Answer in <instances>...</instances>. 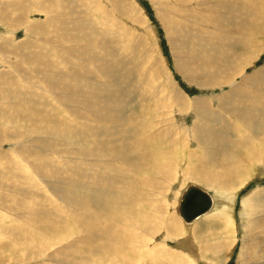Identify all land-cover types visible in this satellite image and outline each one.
<instances>
[{
    "label": "rangeland",
    "instance_id": "374dc122",
    "mask_svg": "<svg viewBox=\"0 0 264 264\" xmlns=\"http://www.w3.org/2000/svg\"><path fill=\"white\" fill-rule=\"evenodd\" d=\"M59 1L0 0L2 6L13 4L4 15L6 18L0 20V264H102L97 262L96 258L99 257L107 259L104 264L111 260L116 264L117 259V264H121L122 258V263L126 264H153L151 261L161 253L164 258L159 255L158 259H169L168 263L178 255L182 264H264V127L262 137L260 133L254 136L247 121L264 122V0H75L70 6L67 0H63L64 3ZM41 3H44L43 6ZM64 4L67 6L65 10L62 8ZM54 17L56 20L52 22L51 18ZM238 34H242V38ZM237 41L241 44L237 45ZM224 44L225 47L222 46ZM68 48L71 49L67 51ZM106 64H110L107 70ZM52 65L53 68H50ZM186 65H189L187 69ZM58 66L61 74L56 73ZM70 71L75 72L71 77ZM130 80L142 88L143 95L133 93L136 86L132 88L128 82ZM14 83L10 88V84ZM113 86L132 92L125 100L126 105L132 108L128 111L140 115L144 111L142 118H136L132 123V116H127L130 122L127 128L131 127L142 135L139 139L136 137L138 135L135 136V144L141 141L138 147L144 146L145 142L149 146L140 148V151H146L145 158L148 154L146 159L150 158L153 163L158 159L152 169V162L144 159L140 169L145 168V171L139 169L137 173L140 175L135 173L137 180L145 184L138 188V191H142L134 197L135 200L141 197L137 201L126 197L131 189L124 188L123 182L114 189L116 186L111 188L112 183L106 181L107 178L114 181L117 177L114 173V177L109 175L106 166H125L122 161L121 165L119 161L106 164V149L112 142L108 140L111 136L106 129L109 127L108 131L111 132L119 126L112 123L108 126L106 122V87L114 101L118 96V87L114 89ZM68 88L75 89L79 94L72 92L73 96L70 92L69 95ZM156 103L158 109L153 108ZM195 104L201 108H196ZM153 114L158 120L152 119ZM203 114L199 127L201 134L213 127V133H217L211 135L210 143L223 145L222 135L232 142V148L226 151L225 157L219 159L216 155L213 159L218 164L221 162L220 166H231L233 174L225 172L226 169H214L212 166L215 164L203 154L205 148H200L201 140L200 144L195 140L194 132L199 133L198 126ZM154 125L159 126L156 129ZM150 130L154 132L150 134ZM153 134L166 144H162L164 141L159 144L158 140L152 138ZM117 135V138L120 137V134ZM249 139H252L251 143ZM136 140L139 142L136 143ZM121 142L111 147V159L115 156L113 153L117 152L114 147L119 149ZM135 153L132 152L136 158L139 155ZM251 156L253 163L250 162ZM190 159L193 162L190 163ZM167 171L172 174L168 172V175ZM205 171L215 178L221 177V182L218 181L220 183L217 182L212 188L202 184ZM199 172L202 173L201 177ZM221 175L226 176V180ZM221 183L227 189H222ZM190 184H196L208 192L214 198L215 205L210 214L187 225L179 217L177 208L182 193ZM85 186L89 190L93 186L91 189L95 191H87L89 197L101 195L104 204L115 201L117 212L113 209V213L118 215L110 211L107 225L104 204L100 208L80 204L79 211H88L84 219L90 223L89 230L73 228L67 217L64 219L69 221L66 223H70L68 226L71 228L63 227L66 231L58 229L56 233L47 230L54 225V229L59 226L58 217L72 213L70 198L64 193L76 191L75 194H83L81 189ZM120 188H124L123 192ZM115 190L120 193H115ZM116 200L118 203L121 201L119 205ZM246 200L253 201L250 204L256 207L262 202L263 207L260 206L259 210L258 206L253 211L250 206L251 213L244 205ZM138 201L145 205L144 209ZM212 215L219 216L216 221L218 225L195 229ZM111 216L123 220L117 223L118 230L122 227L121 233L125 230L130 236H126L125 240H128L124 244L118 245L114 234L111 240L107 239L108 232L105 230L110 225L108 218ZM221 219L224 221L221 222ZM258 220L262 221L261 224ZM105 223L106 227L103 228ZM210 229L218 235H211ZM69 232L72 233L69 235ZM102 234L105 238L101 239V243ZM89 236H92V240ZM146 236L153 241L145 240ZM127 242L129 244L126 245ZM104 243L107 247L101 246ZM224 243H227L224 251L215 249ZM97 244L101 248H96L99 251L93 247ZM69 245L71 248L66 249ZM204 245H208L207 248ZM81 247L85 248L82 250ZM103 247L113 249L108 250L110 255L103 252L107 250ZM152 249H156L155 253H152ZM89 254H92L91 258ZM147 255H154L150 257L153 259ZM257 257V262L252 260Z\"/></svg>",
    "mask_w": 264,
    "mask_h": 264
},
{
    "label": "bare ground",
    "instance_id": "6f19581e",
    "mask_svg": "<svg viewBox=\"0 0 264 264\" xmlns=\"http://www.w3.org/2000/svg\"><path fill=\"white\" fill-rule=\"evenodd\" d=\"M54 1V0H53ZM72 1H75V0H67V5H72ZM33 2V1H32ZM47 2H49V1H47ZM52 2V1H51ZM59 2H63V0H60ZM121 2V1H120ZM206 2V4H207V1H205ZM204 2V3H205ZM60 3V4H61ZM64 3V2H63ZM36 4V3H35ZM43 4L44 3H41V5L43 6ZM46 4V3H45ZM50 4V3H49ZM117 4V3H116ZM115 4V5H116ZM40 5V6H41ZM51 5V4H50ZM54 5V4H53ZM66 4H64V5H62V8H64L63 10H65V7H67V6H65ZM10 6H13V4L11 5V4H5V6L3 5H0V20H1V18H6V16H4V15H6V13H8V10H9V7ZM36 6V5H35ZM39 7V6H38ZM201 7H203V6H201ZM44 9H46V7L44 8ZM49 9V8H48ZM17 11H18V9H17ZM27 11H29V9L27 10ZM67 11H69V9L67 10ZM64 12V11H63ZM47 13V12H46ZM212 14H213V12H212ZM60 15V14H59ZM8 16V15H7ZM48 16V15H47ZM52 16V15H51ZM217 16V15H216ZM73 17V16H72ZM220 17H222V16H220ZM65 18V17H64ZM214 18H216V17H214ZM213 18V19H214ZM8 19V18H7ZM58 19V18H57ZM59 19H61V18H59ZM218 19V18H217ZM56 20V18L54 17V18H51V21L52 22H54ZM67 20V19H66ZM49 21V20H48ZM60 21V20H59ZM75 21V20H74ZM78 21V20H77ZM215 21V20H214ZM217 21V20H216ZM1 22H3V21H1ZM79 22V21H78ZM81 22V21H80ZM59 25V24H58ZM73 26V25H72ZM85 26V25H84ZM59 27V26H58ZM61 27V26H60ZM80 28V27H79ZM263 30H264V28H262ZM81 30V29H80ZM80 30H78L77 32H79L80 33ZM219 30V29H218ZM241 30V29H240ZM256 30H257V28H256ZM60 31V30H59ZM83 30H81V32H82ZM84 31H85V29H84ZM258 31V30H257ZM89 32V31H88ZM87 32V33H88ZM182 32V31H181ZM233 32V31H232ZM231 32V33H232ZM262 32V31H261ZM60 33V32H59ZM230 33V32H229ZM243 33V32H242ZM263 33V32H262ZM83 34V33H82ZM85 34H86V32H85ZM89 34H92V33H89ZM88 34V35H89ZM233 34V36H234V33H232ZM264 34V33H263ZM57 35V34H56ZM238 35H240V34H238ZM242 35V34H241ZM240 35V37L242 38V36ZM55 36V35H54ZM86 36H87V34H86ZM53 37V36H52ZM69 37V36H68ZM103 37V36H102ZM224 37H228V35H225ZM90 38V37H89ZM239 38V37H238ZM46 39V38H45ZM67 39V38H66ZM75 39V38H74ZM51 41V40H50ZM77 42V41H76ZM88 42H90V41H88ZM109 42V41H108ZM236 43H238L237 45H239V44H241V42L239 43L238 41L236 42ZM78 45H79V43H77ZM234 44V43H233ZM80 45H82V43H80ZM86 45H87V43H86ZM59 46V45H58ZM223 47H225L226 46V44H224V45H222ZM230 46V45H229ZM60 48V47H59ZM56 49H57V47H56ZM64 49V48H63ZM66 49V48H65ZM69 49H71V48H68L67 49V51L69 50ZM57 51V50H56ZM64 51V50H63ZM72 51H75V50H72ZM90 52V51H89ZM77 53V52H76ZM92 53V52H91ZM46 54V53H45ZM61 54H63V53H61ZM85 54V53H84ZM91 55V54H90ZM93 55V54H92ZM188 56V55H187ZM26 57V56H25ZM185 57V56H184ZM217 57V56H216ZM70 59V58H69ZM220 60H221V58H219ZM32 60V59H31ZM34 60V59H33ZM61 60V59H60ZM71 60V59H70ZM219 60V61H220ZM47 61V60H46ZM46 61H44L45 63H46ZM93 61V60H92ZM91 61V62H92ZM188 61V60H187ZM106 62H107V60H106ZM188 62H190V61H188ZM92 63H94V62H92ZM91 63V64H92ZM191 63V62H190ZM50 64V63H49ZM189 64V63H188ZM192 64V63H191ZM47 65V64H46ZM46 65H45V67H46ZM54 65V64H53ZM53 65H52V67H50V68H53ZM73 65V64H72ZM48 66V65H47ZM51 66V65H50ZM188 66L189 65H186V69L188 68ZM59 67V66H58ZM57 67V68H58ZM108 67H110V64L108 65V64H106V70H107V68ZM49 67H47V69H48ZM71 68H73V67H71ZM102 68V67H101ZM104 68V67H103ZM60 69V67L58 68V69H55L56 70V73L57 74H59L61 71L59 70ZM112 69V68H111ZM185 69V68H184ZM50 70V69H49ZM53 70V69H52ZM59 72H58V71ZM222 70V69H221ZM46 71H48V70H46ZM71 71H73L72 69H71ZM71 71H70V77H71V74H73L74 75V73L75 72H72L71 73ZM76 72H77V70H76ZM45 74V73H44ZM61 74V73H60ZM3 75V74H2ZM47 75V74H46ZM115 75V74H114ZM118 75V74H117ZM59 76V75H58ZM113 76V75H112ZM133 76V75H132ZM4 77V76H3ZM77 77V76H76ZM116 77V76H115ZM235 77V76H234ZM75 78V77H74ZM134 78V77H133ZM9 80V79H8ZM116 80H117V78H116ZM2 81V83H3V79L1 80ZM7 80H5V82H6ZM13 81V80H12ZM57 81V80H56ZM133 81H134V79H133ZM132 80H130V81H128L130 84H132V88H134V86H136L135 85V83L136 82H133ZM109 82V81H108ZM9 84V82L7 81L6 82V84ZM13 83V82H12ZM48 84V83H47ZM3 85H4V83H3ZM14 86L15 85V83L14 84H10V88H11V86ZM19 85V84H18ZM124 85V84H123ZM257 85V84H256ZM0 86H2V84L0 85ZM5 86V85H4ZM112 86V85H111ZM129 86V85H128ZM114 87V89L115 88H117V97H116V102L113 100V95H111V93H109L108 92V88L106 87V90H107V92H106V106H107V108H106V112H107V115H108V117L106 116V122H107V124H108V126L112 123V124H116V125H119L118 126V129L117 130H115V131H108V129H109V127L106 129L107 130V132H109V134H110V138L108 137V140H110V141H112L111 143H109V147H107V153H106V164H112V163H115V161H119V163H120V161H122V162H124L125 163V166H119L118 168H114V167H112V166H115L114 164L112 165V166H106V168L108 169V174L109 175H112L113 173H114V175L115 176H117L116 177V179L114 178V181H112V180H110V178H107V183H112L111 185H113L111 188H113L114 186H116L114 189H116L117 188V185H119V184H121V182H123L124 183V185L123 184H121V185H123L124 186V188H127V190L129 189H131V192L129 191V193H127L126 194V197L127 198H130L131 197V199L130 200H134V201H137V200H139L141 197H139L138 196V198L139 199H137V200H135V196H137L141 191H138V188H141L140 186H142V185H145V184H143V182H140V181H138L137 180V178L135 177V173H137L138 171H139V169H140V167H141V165H143V164H141L143 161H144V159H146V158H148V154L146 155V158H145V156H144V154H145V152H143V151H140V148L141 147H143V148H146L148 145H146V142L144 143V146H141V147H138L137 145L138 144H140L141 143V141L139 142V141H137L138 139H139V137L140 136H142L139 132V134L138 133H136L135 131H134V129L133 128H131V127H128L127 128V123H130L129 121H128V119H127V116H132L131 117V123L136 119V118H142L141 116L143 115V113H144V111L142 112V115H140V114H137V113H134V111H132V112H130V111H128V109H132V108H130V106H128V105H126V102H125V100H128V97L129 96H131V94L130 93H132V92H129L130 91V89H120V87L119 86H113ZM13 88V87H12ZM15 88V87H14ZM154 88V87H153ZM257 88V87H256ZM1 89H3L2 87H1ZM16 89V88H15ZM14 89V90H15ZM140 90V92H139V90ZM150 89V88H149ZM162 89V88H161ZM13 89L11 90V91H14ZM67 90H69V95H70V92H71V94H72V92L74 93L75 92V89H71V88H68ZM79 90H81V89H79ZM121 90V91H120ZM132 90V89H131ZM157 90V89H156ZM77 91V90H76ZM110 91V90H109ZM118 91H120L119 93H118ZM142 88L140 87V86H136V88H134V92L133 93H135V95L137 94V95H139L140 96V94H142ZM145 91V90H144ZM147 91V90H146ZM151 90H149V92H150ZM154 91V90H153ZM153 91H152V93H153ZM3 92V91H2ZM10 92V91H9ZM68 91H66V93H67ZM80 92V91H79ZM148 92V91H147ZM260 92V91H259ZM12 93V92H11ZM14 93V92H13ZM61 93V92H60ZM83 93V92H82ZM146 93V92H145ZM68 94V93H67ZM75 94H77V92H75ZM79 94V93H78ZM77 94V95H78ZM155 94H158V93H155ZM175 94H177V93H175ZM0 95H2V93L0 94ZM4 95V94H3ZM18 95V94H17ZM73 96H74V94H72ZM143 95V94H142ZM145 95H147V94H145ZM154 95V94H153ZM83 96V95H82ZM157 96V95H156ZM173 96V95H172ZM178 96L181 98V96H180V94H178ZM178 96H176V97H178ZM249 96V95H248ZM144 97V96H143ZM75 98V97H74ZM103 98V97H102ZM142 98V97H141ZM150 98H151V95H150ZM153 98H155V95H154V97ZM159 99V98H158ZM237 99V98H236ZM69 101L71 102V100L69 99ZM87 101V100H86ZM153 101V100H152ZM200 102H204V101H200ZM225 102V101H224ZM258 102V101H257ZM260 102V101H259ZM261 102H262V99H261ZM145 103V102H144ZM147 103V102H146ZM205 103V102H204ZM72 104V103H71ZM131 104V103H130ZM129 104V105H130ZM148 104H150V103H148ZM183 104H185V102L183 103ZM189 104V103H188ZM188 104H187V106H188ZM236 104V103H235ZM73 105V104H72ZM87 105V104H86ZM132 105V104H131ZM156 105H157V103L153 106V108L154 109H158L157 107H156ZM186 105V104H185ZM196 105V104H195ZM92 106V105H91ZM133 107H134V105H133ZM148 107V106H147ZM185 107V106H184ZM189 107V106H188ZM208 107V106H207ZM206 107V108H207ZM99 108V107H98ZM137 108H139V107H137ZM186 108V107H185ZM196 108H201L200 106H198V104L196 105ZM151 109V108H150ZM149 109V110H150ZM112 110H113V113L111 114V112H112ZM148 110V111H149ZM152 110V109H151ZM203 110V109H202ZM205 110V109H204ZM203 110V111H204ZM153 111H155V110H153ZM152 111V112H153ZM200 111V110H199ZM103 112V111H102ZM136 112H137V109H136ZM141 112H139V113H141ZM152 112L150 113L151 115H152ZM206 112V111H205ZM208 112V111H207ZM17 113V112H16ZM104 113V112H103ZM147 113V112H146ZM202 113V112H201ZM24 114V113H23ZM22 114V115H23ZM157 114V113H156ZM156 114H153V120L155 119V120H158L157 118V116H155ZM200 114V113H199ZM211 114V113H210ZM227 114H228V112H227ZM147 114H145V116H146ZM205 114H203V115H201V118H200V122H199V126H198V132L199 133H196V132H194V136H195V140H197L198 142H199V140H201V145L202 146H200V148H201V150H204V148H205V153H203V154H205V157L207 156V159L211 162V163H213V164H215V165H217V166H212L214 169L215 168H218V169H221L222 171H224V169H226V171L225 172H231L232 174H233V172H232V167L231 166H223V165H226V164H223L222 166H220L219 164L221 163V162H219V164L215 161V159H213V157H215L216 155L219 157V159H221V157H225L226 155H227V152L226 151H228V150H230L231 148H232V142L230 141V139H228V140H226L225 139V137L222 135V133H221V135H222V138H223V145H220V146H216V145H214V144H212V143H210L209 142V140H210V138H211V135H217V133L216 134H214L213 133V130H214V127L212 128V129H209L208 131H206V132H204V134H201V132H200V129H199V127H200V124H201V121H202V117L204 116ZM15 116V115H14ZM103 117V116H102ZM147 117H150L149 115L147 116ZM162 117V116H161ZM222 117V116H221ZM66 118V117H65ZM146 118V117H145ZM145 118H143V119H145ZM150 118V119H151ZM148 119V118H147ZM161 119V118H160ZM28 120V119H27ZM152 120V121H153ZM26 121V120H25ZM138 121V120H137ZM142 121V120H141ZM145 121V120H144ZM163 121V120H162ZM248 121V125L250 126V130L252 129L253 131H251V133H253V135L255 136V135H258V133H262L263 132V127H264V122L263 121H260L259 122V120H247ZM143 122V121H142ZM149 122V121H148ZM156 122V121H155ZM21 123V122H20ZM28 123V122H27ZM41 123V122H40ZM140 123V122H139ZM208 123V122H207ZM210 123H212L211 121H210ZM138 124V123H137ZM142 124V123H141ZM140 124V125H141ZM150 124V123H149ZM160 124V123H159ZM196 124H197V121H196V123H195V129H196ZM137 126V125H136ZM145 126H147V125H145ZM155 126V125H154ZM153 126V127H154ZM159 126V125H158ZM158 126H155V128L157 129L158 128ZM1 127V126H0ZM103 127V126H102ZM143 127V126H142ZM141 127V128H142ZM148 127V126H147ZM146 128V127H145ZM151 128V127H150ZM244 128H246V127H244ZM137 129V128H136ZM242 129V128H241ZM97 130V129H96ZM194 130V129H193ZM147 131H149V130H147ZM197 131V130H196ZM152 132H154L153 130L151 131L150 130V134L152 133ZM117 133L118 134H120V137H116V136H119V135H117ZM148 132H146V134H147ZM207 133H210V134H207ZM145 134V133H144ZM143 134V136H145ZM196 134V135H195ZM98 135V134H97ZM136 135H138V136H136ZM264 135V134H263ZM135 136L138 138L137 140H136V143L137 142H139V143H137V144H135V142H134V139H135ZM173 136V135H172ZM176 137V136H175ZM260 137H262V134H261V136ZM152 138L153 139H155L156 141L158 140V142H159V144L160 143H162V142H160V140H159V137L157 136H155V134H153L152 135ZM172 138H174V137H172ZM142 139V138H141ZM253 139H255V137H253ZM107 140V139H106ZM166 140V139H165ZM243 140V139H242ZM257 140V139H256ZM120 141H122L121 143V145H119L120 147H119V149L118 148H115L114 147V149L117 151V152H115V153H113L115 156L111 159L110 158V155H109V151L110 150H112V148L111 147H113V146H115V145H118L119 143H120ZM144 141V140H143ZM156 141H155V143H156ZM167 141V140H166ZM170 141H172V139L170 140ZM182 141V140H181ZM250 143L252 142V139H249L248 140ZM257 141H259V140H257ZM256 141V142H257ZM109 142V141H108ZM165 142V141H164ZM162 143L163 145H165L166 144V142L165 143ZM169 142V141H168ZM255 142V143H256ZM107 144V143H106ZM161 144V145H162ZM169 144H171L170 142H169ZM199 144H200V142H199ZM198 144V145H199ZM257 144V143H256ZM255 144V145H256ZM108 145V144H107ZM160 145V146H161ZM102 146V145H101ZM151 146H152V144H151ZM151 146H150V148H151ZM153 146H155V145H153ZM167 147V146H166ZM170 147V146H169ZM148 148H149V146H148ZM162 148H164V147H162ZM94 149V148H93ZM161 149V148H160ZM159 149V150H160ZM167 149V148H166ZM146 150V149H145ZM148 150V149H147ZM158 150V149H157ZM136 152L135 154H137L138 153V157H134V155L132 154V152ZM155 151V150H154ZM165 151V150H164ZM244 151V150H243ZM168 152V151H167ZM234 152H235V150H234ZM112 153V151L110 152V154ZM248 153V152H247ZM161 154V153H160ZM163 154H164V152H163ZM221 154V156H219ZM249 154V153H248ZM159 155V154H158ZM152 156H153V154H152ZM154 157V156H153ZM161 157V156H160ZM120 159V160H118V159ZM155 158V157H154ZM153 158V159H154ZM157 158V157H156ZM159 158V157H158ZM162 158H164V157H162ZM167 159H168V157H166ZM200 158H201V155H200ZM240 158V157H239ZM244 158V157H243ZM152 159V158H151ZM165 159V158H164ZM163 159V160H164ZM166 159V160H167ZM171 159V158H170ZM188 159V158H187ZM234 159V158H233ZM45 160V159H44ZM43 160V161H44ZM147 160V159H146ZM149 161H150V158L148 159ZM147 160V161H148ZM155 160V159H154ZM203 160V159H202ZM230 160V159H229ZM232 160V159H231ZM238 160V159H237ZM147 161H145V163H147ZM148 161V162H149ZM153 160H151L150 162H152ZM158 161V159L154 162V163H156ZM191 161L193 162V160H191L190 159V163H191ZM206 161V160H205ZM221 161H223V160H221ZM228 161V160H227ZM247 161V160H246ZM253 159H252V156H251V158H250V162H252L253 163ZM46 162V161H45ZM121 162V163H122ZM164 162V161H163ZM210 162H207V163H210ZM234 162H237V161H234ZM243 162V161H242ZM121 163H120V165H121ZM153 162H152V166H151V169L152 168H154L153 167V164H154ZM223 163V162H222ZM225 163V162H224ZM231 163H233L232 161H231ZM245 163V162H244ZM148 164V163H147ZM151 163H149V165H150ZM237 164V163H236ZM235 164V165H236ZM156 165V164H155ZM48 166V165H47ZM146 166V165H145ZM157 166V165H156ZM210 167L209 168H211V165H209ZM233 166V165H232ZM249 166V165H248ZM116 167V166H115ZM198 167V166H197ZM110 168H112V169H110ZM143 168V167H142ZM146 168H148V166L146 167ZM236 168H239V167H236ZM245 168V167H244ZM95 169V168H94ZM143 169H145V168H143ZM142 169V170H143ZM150 169V168H149ZM160 168H158V170H159ZM246 169V168H245ZM244 169V171H246ZM141 170V169H140ZM142 170H141V172H142ZM147 170V169H146ZM201 170H203V169H201ZM200 170V171H201ZM208 170V169H207ZM211 170V169H210ZM209 170V171H210ZM233 170H234V168H233ZM238 170V169H237ZM92 171V170H91ZM143 171H145V170H143ZM155 171H157V170H155ZM209 171H205V173L203 174V177H202V179H201V182H202V184H204V185H207V187H214V186H216L218 183H220L221 181H220V179H221V177L219 178V177H217L216 176V178L214 177V175L212 176L211 175V171L209 172ZM236 171V170H235ZM239 171V170H238ZM237 171V172H238ZM243 171V172H244ZM148 172V171H147ZM150 172H152V171H150ZM158 172V171H157ZM168 172H170V171H167V173ZM236 172V173H237ZM79 173V172H78ZM107 173V172H106ZM166 173V174H167ZM194 173V172H193ZM196 173V172H195ZM200 173V172H199ZM199 173H197V174H199ZM227 173V174H228ZM231 173H229V174H231ZM63 175H64V173H62ZM97 174V173H96ZM138 174V173H137ZM152 174H153V172H152ZM170 174H172L171 172H170ZM213 174H214V172H213ZM227 174H225L226 176H227ZM235 174V173H234ZM138 175H140V173L138 174ZM137 175V177H139L140 178V176H138ZM154 176H156L155 174H153ZM168 175H169V173H168ZM194 175V174H193ZM66 176V175H65ZM113 176V175H112ZM145 176V175H144ZM152 176V175H151ZM153 176V177H154ZM173 176V175H172ZM171 176V177H172ZM200 177L202 176V173H200V175H199ZM198 176V177H199ZM221 176H223V175H221ZM225 176V177H226ZM228 176H230V175H228ZM59 177V176H58ZM114 177V176H113ZM141 177H143L142 175H141ZM148 177V176H147ZM156 177H160V176H156ZM155 177V178H156ZM166 177V176H165ZM224 177V176H223ZM222 177V178H223ZM224 177V179L226 180V178ZM69 178V177H68ZM72 178V177H71ZM101 178V177H100ZM138 178V179H139ZM161 178H163V177H161ZM235 178H237V176L235 177ZM143 179V178H142ZM159 179V178H158ZM231 179H232V177H231ZM61 180H62V178H61ZM66 180V179H65ZM68 180V179H67ZM71 180V179H70ZM100 180H102V179H100ZM140 180H141V178H140ZM223 180V179H222ZM224 180V181H225ZM142 181V180H141ZM165 181V180H164ZM169 181V180H168ZM218 181H220V182H218ZM229 181V180H228ZM70 182V181H69ZM218 182V183H217ZM223 182V181H222ZM97 183H98V181H97ZM117 183V184H116ZM147 183V182H146ZM72 184V183H71ZM149 184V183H148ZM165 184V183H164ZM222 185H221V188L222 189H227V188H225L224 187V185H223V183H221ZM224 184H225V182H224ZM98 185L101 187V184H99L98 183ZM110 185V184H109ZM220 185V184H219ZM82 186V185H81ZM93 187V186H92ZM91 187V188H92ZM150 187H152V186H150ZM217 187H219V186H217ZM227 187V186H226ZM231 187V186H230ZM61 188H62V186H61ZM90 188V190L87 188V186H85L84 188L82 187V189L81 190H83L84 192H83V194H75V192L73 191V193L72 192H70V193H64V194H68L67 195V197H69L70 199H69V203L71 204V206H72V208H70L71 209V214L70 215H66V216H63V217H58V220H59V226H57V228H53V227H55V225L53 226V227H50V228H48L47 230H49L50 232H55V231H58V229H65V231H66V228H63V227H67L70 223H66V222H72V224H73V228H78V229H84V230H89V227H90V223H89V221L88 220H85L84 218H86V215H87V212L84 210L83 212L82 211H79L78 210V206L81 204V205H83V204H85L84 206H86V205H91V208L93 207V208H100V206L102 205V204H104V202L102 203V199H101V195H96V197L97 198H100V199H97V198H92L91 197V195H90V197L86 194V192L87 191H90V192H95V191H93L92 189ZM107 188H109V186H107ZM111 188L109 189V191L111 192ZM123 188V189H124ZM199 189V190H201L202 192H204L207 196H209L210 198H211V200H212V204H211V206H210V208L207 210V211H205L204 213H202V214H200L199 216H197L196 218H194V219H192V220H186L183 216H182V214H181V212H180V208H181V204H182V201H183V199H184V196L187 194V192L189 191V189H192V190H194V189ZM121 189V188H120ZM123 189H121L120 191H122L123 192ZM57 190V189H56ZM59 190V189H58ZM102 190V189H101ZM153 190V189H152ZM155 190V189H154ZM125 191H126V189H125ZM124 191V192H125ZM156 191H158V190H156ZM65 192V191H64ZM115 193H117V194H119L120 192L117 190H115L114 191ZM98 193V192H97ZM96 193V194H97ZM145 193L146 194H148L146 191H145ZM99 194H101V193H99ZM152 194V193H151ZM65 195V196H66ZM140 195V194H139ZM63 197V199H65L66 197ZM116 196V195H115ZM123 197V196H122ZM121 197V198H122ZM151 197V196H150ZM36 198V197H35ZM118 199V197H115V199ZM120 198V197H119ZM132 198H134V199H132ZM143 198V197H142ZM105 199V198H104ZM149 199V198H148ZM66 200V199H65ZM120 200V199H119ZM123 199H121V201H122ZM141 200V199H140ZM248 200V199H247ZM244 201V205L246 206V208L248 207L249 209H250V206H251V209L254 211V209H258V206H259V210H260V206L263 204L262 202H261V205H257V203H255L256 205H257V207L252 203V205L250 204L251 202H253V201H251V202H249V201ZM250 200V199H249ZM253 200V199H252ZM118 200H116V202H117ZM121 201H119V203L121 202ZM142 201H144V198H143V200ZM256 201H258V200H256ZM255 201V202H256ZM261 201V199L259 200V202ZM65 202V201H64ZM111 202V201H110ZM110 202H108V201H106V205L104 204V206H106L105 208H106V216L103 214V216H105L106 217V220H107V216H108V214L109 213H111L110 211H112V213L111 214H115V213H113V209L115 210L116 208H117V206L114 204V202L115 201H113V204L112 203H110ZM128 202V201H127ZM139 202V201H138ZM249 202V203H248ZM66 203V202H65ZM118 203V202H117ZM119 203L117 204V205H119ZM121 203H123V201L121 202ZM140 203V205H141V202H139ZM145 203H147V202H145ZM145 203H143V204H145ZM124 205H125V203H124ZM127 205H130V204H128L127 203ZM126 205V208L125 209H127V206ZM148 205H151V204H149L148 203ZM158 205V204H157ZM214 205H215V200H214V198H212V196L208 193V192H206V191H204L200 186H197L196 184H190V185H188L187 187H186V189H185V191L182 193V196H181V200H180V203L178 204V208H177V211H178V215H179V217H181V219H182V221L184 222V223H186L187 225H192V224H194L198 219H200V218H202V217H204V216H207L208 214H210L211 213V210L214 208ZM264 205V204H263ZM84 206L82 207V208H84ZM103 206V205H102ZM114 206H116V208L114 207ZM145 206V205H144ZM143 205H141V207H142V209H144L143 207H144ZM147 206V205H146ZM148 207V206H147ZM153 207V206H152ZM261 207H263V206H261ZM90 208V207H89ZM136 208V207H135ZM138 208V207H137ZM130 209V208H129ZM128 209V210H129ZM139 209H141V208H139ZM250 209V210H251ZM90 210V209H89ZM95 210V209H94ZM149 211H150V209H148ZM159 210V209H158ZM252 210H251V213H253L252 212ZM92 211V210H91ZM116 211V210H115ZM114 211V212H115ZM137 211H139V210H137ZM155 211V210H154ZM80 212V213H79ZM103 212H104V210H103ZM117 212V211H116ZM122 212V211H121ZM130 212V211H129ZM256 212V211H255ZM263 211H261V213H262ZM119 213H120V211H119ZM150 213V212H149ZM152 213H154L155 214V212H152ZM156 213H158V212H156ZM260 213V214H261ZM263 214V213H262ZM262 214H261V216H262ZM115 215H118V214H115ZM123 215V214H122ZM132 215V214H131ZM142 215V214H141ZM141 215H140V217H141ZM146 216V215H145ZM223 216H224V214H223ZM259 216V215H258ZM64 217H67V218H69L70 220L69 221H66L65 219H64ZM159 218L161 217L160 216V214H159V216H158ZM163 217H165V216H163ZM219 216H217V215H212L211 217H209V218H207L205 221H204V223L202 224V226H197L195 229H199V228H206V226H209V225H218V223L216 222L217 221V218H218ZM221 218H222V216H220ZM257 217V216H256ZM263 218H264V216H262ZM99 218V217H98ZM131 218H132V216H131ZM145 218V217H144ZM155 218H157V216L155 217ZM158 218V219H159ZM166 218V217H165ZM213 218V219H212ZM224 218V217H223ZM226 218V217H225ZM109 219V221H110V225H109V227L108 228H106L107 230H105V231H107L108 233H107V239H109V240H111L112 239V237L115 235L116 236V239L117 240H115V242L116 243H118V245H120V244H124L127 240H125L126 239V236H127V234L125 233V230L121 233V229H122V227L120 228V231L118 230V228H119V226H118V222H120V223H122L121 221H123L122 220V218H120V217H117V216H111L110 218H108ZM136 219H139V217H137ZM157 219V220H158ZM210 219H212V220H210ZM39 220V219H38ZM145 220H147V219H145ZM144 220V221H145ZM153 219H151L150 220V222L152 221ZM163 220H164V218H163ZM219 220V219H218ZM226 220H227V218L225 219V222H226ZM251 220V219H250ZM130 221V220H129ZM143 221V222H144ZM160 221V220H159ZM224 221V220H223ZM222 221V219H221V222H223ZM259 221V220H258ZM261 221V220H260ZM259 221V222H260ZM103 222V221H102ZM142 222V221H141ZM142 222V223H143ZM262 222V221H261ZM261 222L259 223V224H261ZM100 223H101V221H100ZM125 222H123V224H124ZM129 223V222H128ZM147 223H148V220H147ZM152 223V222H151ZM71 224V225H72ZM104 224V223H103ZM109 223H108V220H107V225H108ZM144 224V223H143ZM164 224V223H163ZM166 224V223H165ZM164 224V225H165ZM170 224V223H169ZM168 224V225H169ZM177 224H178V222H177ZM125 225V224H124ZM127 225V224H126ZM147 225V224H146ZM48 226V225H47ZM123 226V225H122ZM136 226V225H135ZM157 226H158V224H157ZM227 226V225H226ZM225 226V227H226ZM259 226V225H258ZM72 226H68V228H71ZM106 227V223H105V226L103 227V228H105ZM136 227H138V226H136ZM148 227V226H147ZM228 227V226H227ZM249 227V226H248ZM135 228V227H134ZM160 228V227H159ZM211 228V227H210ZM253 228H254V226H253ZM42 229H45V228H43L42 227ZM154 229V228H153ZM157 229V228H156ZM174 229V228H173ZM208 229V228H207ZM217 229H219V230H221L222 228H220V227H217ZM227 229V228H226ZM254 229H256V227L254 228ZM37 230V229H36ZM46 230V229H45ZM69 230V229H68ZM103 230V229H102ZM128 230H132V229H128ZM127 230V232H129ZM142 230H146V229H142ZM158 230V229H157ZM162 230H164V229H162ZM261 230V229H260ZM70 231H72V230H70ZM141 231V230H140ZM210 232L209 233H211V235H214V233H215V231L214 230H212V229H210L209 230ZM44 233H45V231H43ZM50 232H48V231H46V233H50ZM73 232V231H72ZM72 232H69V235H70V233H72ZM75 232V231H74ZM82 232V231H81ZM85 232V231H84ZM87 232V231H86ZM85 232V233H86ZM144 232V231H143ZM147 232V231H146ZM150 232H152V231H150ZM174 232H176V231H174ZM197 232V231H196ZM208 232V231H207ZM56 233V232H55ZM148 233V232H147ZM158 233V232H157ZM251 233V232H250ZM82 234V233H81ZM87 234V233H86ZM114 234V235H113ZM151 234V233H150ZM178 234V233H177ZM199 234V233H198ZM215 234H217L218 235V233L216 232ZM260 234H263V233H260ZM125 235V236H124ZM132 235V234H131ZM256 235H259V233L258 234H256ZM43 236V235H42ZM46 236H48V235H46ZM63 236V235H62ZM94 236V235H93ZM104 236V234H102V237ZM114 236V237H115ZM152 236V235H151ZM219 236H220V234H219ZM264 236V235H263ZM44 237V236H43ZM65 237H67L66 235H65ZM77 237H78V235H77ZM83 237V236H82ZM85 237V236H84ZM87 237H88V235H87ZM92 237V236H91ZM91 237L89 236V238L91 239ZM100 237V236H99ZM138 237H140V236H138ZM149 237H150V235H149ZM148 237V238H149ZM216 237V236H215ZM46 237H44V239H45ZM71 238V237H70ZM89 238H86V240L87 239H89ZM93 238H96V235L93 237ZM105 237H103V238H100V241H101V239L103 240ZM127 238H130V236L128 237L127 236ZM132 238V237H131ZM144 238V237H143ZM218 238V237H217ZM262 238V237H261ZM47 239V238H46ZM58 239V238H57ZM66 239H68V238H66ZM75 239V238H74ZM98 239V238H97ZM97 239L96 240H93L94 242L95 241H97ZM115 239V238H114ZM151 239V241H153L152 240V238H150ZM150 239H147V236H146V238H145V240H150ZM220 239V238H219ZM219 239H216V240H219ZM259 239H260V237H259ZM28 240V239H27ZM77 240V239H76ZM92 240V239H91ZM99 240V239H98ZM133 240V243L135 242V240L134 239H132ZM200 240V239H199ZM255 240V239H254ZM75 241V240H74ZM105 242L106 241H108V240H104ZM202 241H204V240H202ZM201 241V242H202ZM255 241H257L258 242V240H255ZM94 242H93V244H94ZM109 242V241H108ZM129 242V241H128ZM126 243V245L127 244H129V243ZM218 242V241H217ZM52 243H54V242H52ZM72 243H73V241H72ZM78 243H80L81 245H82V243L81 242H78ZM90 243H91V241H90ZM101 243H102V241H101ZM100 243V244H101ZM112 243H114V242H112ZM136 243V242H135ZM142 243V242H141ZM140 243V244H141ZM145 243V242H144ZM147 243V242H146ZM69 244V243H68ZM87 244V243H86ZM92 244V243H91ZM99 244V243H98ZM98 244H97V246H94L93 245V247L96 249H98V248H100V247H98ZM111 244V243H110ZM131 244V243H130ZM143 244V243H142ZM217 244V243H216ZM252 244H254V243H252ZM80 245V246H81ZM90 245V244H89ZM88 245V246H89ZM95 245H96V243H95ZM113 245V244H112ZM132 245V244H131ZM134 245V244H133ZM256 243H255V247H256ZM67 246V245H66ZM74 246H76V245H74ZM83 246H84V244H83ZM85 246H87V245H85ZM87 246V247H88ZM100 246V245H99ZM101 246H106V243H104V244H102ZM117 246V245H116ZM130 246V245H129ZM128 246V247H129ZM137 246H138V244H137ZM160 245H158V247H159ZM208 246V245H207ZM207 246H205L204 245V247H206L207 248ZM223 246H224V249H223ZM246 246V245H245ZM15 247V246H14ZM89 247H91V246H89ZM92 247V248H93ZM107 247V246H106ZM106 247H103V248H106ZM71 248V245H69L68 247H66V249H70ZM72 248H73V246H72ZM78 248V247H77ZM80 248V247H79ZM82 248V247H81ZM85 248V247H84ZM84 248H82V250L84 249ZM108 248H109V246H108ZM108 248H106L107 250H105L104 249V253L105 254H109L110 255V252L109 253H107L108 252V250H110V249H108ZM146 248V247H145ZM149 248V247H148ZM227 248V243H224V245L223 244H219L218 245V247H216L215 249L217 250V251H220V252H222V251H224L225 249ZM251 248H252V245H251ZM254 248V247H253ZM257 248V247H256ZM258 248H259V245H258ZM86 249H88L89 250V248H86ZM94 249V250H95ZM96 249V251H99V250H97ZM101 249V248H100ZM113 249H114V245H113ZM112 249V250H113ZM116 249V248H115ZM127 249V248H126ZM150 249H151V247H150ZM209 249V248H208ZM223 249V250H222ZM262 249H263V246H262ZM93 250V249H92ZM93 250V251H94ZM112 250H110V251H112ZM117 250V249H116ZM142 250V249H141ZM140 250V251H141ZM146 250V249H145ZM144 250V251H145ZM153 250V249H152ZM156 250V249H155ZM155 250H153V252L152 253H155L154 251ZM252 250V249H251ZM258 250V249H257ZM264 250V249H263ZM66 251V250H65ZM68 251V250H67ZM73 251V250H72ZM140 251H137V253L138 252H140ZM203 251V250H202ZM255 251V250H254ZM76 252V251H75ZM79 252H81L80 250H79ZM101 252V251H100ZM116 252V251H115ZM149 252V251H148ZM157 252V251H156ZM213 251H211V253H212ZM216 252V251H215ZM257 252V251H256ZM67 253V252H66ZM74 253V252H73ZM81 253H83V252H81ZM89 253V252H88ZM87 253V254H88ZM96 253V252H95ZM97 253H99V252H97ZM103 253V254H104ZM202 253V252H201ZM84 254V253H83ZM103 254H102V256H103ZM140 254H141V252H140ZM150 254H151V251H150ZM157 254H159V253H157ZM206 254V253H205ZM57 255V254H56ZM67 255H69V254H67ZM71 255V254H70ZM90 255V258H91V255L92 254H89ZM89 255H88V257H89ZM95 255V254H94ZM143 255V254H142ZM156 255V254H155ZM160 256H164V254L163 253H161V254H159ZM159 255L157 256V258H155L154 257V259H156V260H153V261H151V262H153V264H180L181 262L179 261V256L178 255H176V257H174L172 260H171V262L170 263H168L167 261L169 260V259H158L159 258ZM204 255V254H203ZM208 255V254H207ZM212 255V254H211ZM81 256V255H80ZM79 256V257H80ZM112 256H113V253H112ZM111 256V257H112ZM120 256V255H119ZM139 256V255H138ZM145 256V255H144ZM144 256L142 257L143 259H144ZM151 256H154V255H147V257H151ZM206 256V255H205ZM74 257H75V255H74ZM77 257V256H76ZM82 257H83V255H82ZM85 257H87V255H85ZM105 257H107V255L105 256ZM109 257V256H108ZM107 257V258H108ZM115 257V256H114ZM123 257V256H122ZM208 257H210V255L208 256ZM84 258V257H83ZM90 258H89V260H90ZM92 258H93V256H92ZM95 258V257H94ZM117 258H119V257H117ZM161 258V257H160ZM164 258V257H163ZM168 258V257H167ZM212 258V257H211ZM241 259H242V257H240ZM259 258H261V257H259ZM86 259V258H85ZM96 259H98L97 260V262L98 261H100V262H103L102 264H104V262L107 260L106 258H103V257H99V258H96ZM121 259V258H120ZM123 259V258H122ZM122 259H121V264H126V263H122ZM148 259V258H147ZM150 259H153V258H150ZM158 259V260H157ZM215 259H217L216 258V256H215ZM214 259V261H216ZM115 260V259H114ZM146 260V259H145ZM219 260V259H218ZM252 260H254V261H256V260H258V257L257 258H255V259H252ZM91 261V260H90ZM96 261V260H95ZM112 261V260H111ZM111 261H109V263L110 264H114V263H112ZM148 263H150L149 262V260H146ZM86 262V261H85ZM107 262V261H106ZM114 262H116V260L114 261ZM117 262H118V259H117ZM117 262H116V264H117ZM125 262V261H124ZM212 262V261H211ZM257 262V261H256ZM75 263V262H74ZM80 263H81V261H80ZM89 263H91V262H89ZM109 263H107V264H109ZM119 263H120V261H119ZM93 264V263H92ZM106 264V263H105ZM182 264V263H181Z\"/></svg>",
    "mask_w": 264,
    "mask_h": 264
},
{
    "label": "water",
    "instance_id": "95a60500",
    "mask_svg": "<svg viewBox=\"0 0 264 264\" xmlns=\"http://www.w3.org/2000/svg\"><path fill=\"white\" fill-rule=\"evenodd\" d=\"M212 200L199 189H189L181 204L180 212L186 220H192L207 211Z\"/></svg>",
    "mask_w": 264,
    "mask_h": 264
}]
</instances>
